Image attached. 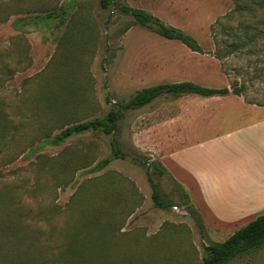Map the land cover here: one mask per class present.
Here are the masks:
<instances>
[{
    "label": "rangeland",
    "instance_id": "1",
    "mask_svg": "<svg viewBox=\"0 0 264 264\" xmlns=\"http://www.w3.org/2000/svg\"><path fill=\"white\" fill-rule=\"evenodd\" d=\"M71 1L0 0V264H59L57 253L74 235L91 234L94 242L96 232L87 225L93 218L106 230L110 264H203L206 246L224 242L247 222H215L196 195L186 204L165 158L180 134L194 132L224 102L163 95L126 111L114 136L87 132L60 146L40 143L105 116L113 104L143 88L176 82L228 86L234 77L212 56L211 27L233 8L231 0H124L183 30L205 54L135 26L117 10L109 15L99 0H76L60 31L14 25ZM228 98L234 105L264 103V78L249 84L245 96ZM113 138L126 159L113 157ZM105 160L106 167L93 171ZM142 162H160L168 171L158 178L168 208L154 204ZM176 177L190 184L187 177ZM229 264H264V247Z\"/></svg>",
    "mask_w": 264,
    "mask_h": 264
},
{
    "label": "trees",
    "instance_id": "2",
    "mask_svg": "<svg viewBox=\"0 0 264 264\" xmlns=\"http://www.w3.org/2000/svg\"><path fill=\"white\" fill-rule=\"evenodd\" d=\"M233 8L220 16L211 27V35L214 43L212 56L222 66L224 74L233 78L230 84L222 88L202 86L193 82H176L159 84L143 88L137 91L125 103L113 104L103 117H96L64 128L55 136L40 143L51 146H60L73 136L87 132H100L106 136H114L118 129V123L123 114L129 110H136L147 106L158 97L171 95L182 97L196 95L204 98L223 97L233 94L238 97L245 96L249 84L264 78V0H231ZM77 5L76 0L63 3L58 9L45 15H37L30 18H20L14 22L18 29H25L26 25H45L48 29L60 31L65 25L69 15ZM100 9L103 11L119 13L133 19V24L155 33L156 35L171 41H178L192 52L205 54L199 43L183 30L167 25L152 14L129 6L124 0H99ZM109 21V19H107ZM107 21V22H108ZM128 30V28H127ZM238 60L240 64L230 66L232 60ZM111 103L110 101H108ZM250 104L264 106L256 100H247ZM113 157L126 159L117 146L116 139L111 141ZM109 164V160L100 162L93 171H100ZM147 168V177L152 189V199L157 207L166 209L168 204L164 201L160 190L158 178L169 174L160 163L142 162ZM92 172V171H90ZM181 189L182 186L176 182ZM185 203L188 204L189 196L182 190ZM189 213L201 223L200 215L189 207ZM96 233H93L94 242H90L88 234L74 235L69 239L62 250L57 253L59 264H110L111 249L106 244L102 233L101 223L92 220L87 221ZM8 231L16 232L14 225L4 224ZM264 247V213L257 216L246 226L233 233L228 239L220 243H210L204 248L203 264H229L232 260L250 255ZM114 264H117L114 262Z\"/></svg>",
    "mask_w": 264,
    "mask_h": 264
},
{
    "label": "crops",
    "instance_id": "3",
    "mask_svg": "<svg viewBox=\"0 0 264 264\" xmlns=\"http://www.w3.org/2000/svg\"><path fill=\"white\" fill-rule=\"evenodd\" d=\"M228 96L214 97L224 105L194 132L180 134L165 158L177 176L189 179L190 184L180 182L172 173L191 202L198 196L212 219L225 226L249 224L264 213V107L230 104ZM227 122L228 129L198 136Z\"/></svg>",
    "mask_w": 264,
    "mask_h": 264
}]
</instances>
